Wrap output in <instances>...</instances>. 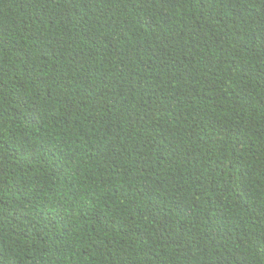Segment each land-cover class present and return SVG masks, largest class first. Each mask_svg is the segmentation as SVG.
Returning <instances> with one entry per match:
<instances>
[{
	"label": "trees",
	"instance_id": "1",
	"mask_svg": "<svg viewBox=\"0 0 264 264\" xmlns=\"http://www.w3.org/2000/svg\"><path fill=\"white\" fill-rule=\"evenodd\" d=\"M0 264H264V0H0Z\"/></svg>",
	"mask_w": 264,
	"mask_h": 264
}]
</instances>
